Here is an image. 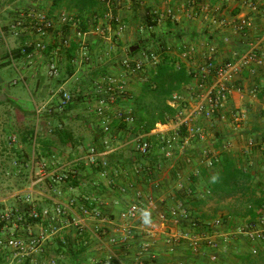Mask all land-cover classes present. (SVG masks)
<instances>
[{
    "label": "crops",
    "instance_id": "0c3cea01",
    "mask_svg": "<svg viewBox=\"0 0 264 264\" xmlns=\"http://www.w3.org/2000/svg\"><path fill=\"white\" fill-rule=\"evenodd\" d=\"M189 1L116 0L113 8L119 23L115 25L112 24L115 21L99 18L96 25L99 23L102 25L103 31L100 32L95 30L96 25H93L92 18L87 20V30L80 31L78 29L80 19L75 17L76 14L64 9L52 12L51 2L47 0H41L39 3L31 0H0V25L4 29L17 13L32 9L54 19L62 11L73 16L74 25H62L55 21V28L48 38L52 43L40 59L22 57L15 59V65H5V61L0 59V108L7 109L13 130H17L19 134L17 142L8 148L9 151H13V148L24 149L29 156V164L32 160L35 165L47 161L59 172L71 170L76 172V176L72 178V185L65 183L56 185L54 189H48L47 186L30 189L27 183L24 188L0 200L3 203L15 204L17 197L14 195L30 194L32 203L41 208L53 207L54 201L66 204L71 197H74L79 204L90 205L93 198H97L103 214L109 219V222H101L91 217L84 218L83 224L79 227L71 224L69 220L60 222L57 234L45 242L37 260L43 261L52 257L58 264H64L69 260L65 253L58 251L59 241L83 249L84 253L79 260L81 264H99L114 256L121 264H132L144 241H150L156 251V258L153 261L146 260L147 264H234L235 250L251 247L250 241L245 236L239 235L236 240L245 242H241L237 247L230 245L219 251L217 263L209 260L207 255L209 249L204 245L200 247L203 252L199 253L193 252L185 242H177L175 250L171 252L164 240L168 231L174 226L171 223L160 222L158 215L174 206L177 201L174 202L175 196L179 195L186 199V202H183L188 214L193 212L187 201L191 198L189 197L191 189L192 195L205 198V193H208L207 183L218 173L217 166L223 163L224 154L232 156L238 166L251 173L254 183L263 190L264 198V74L261 72L249 74L246 71L242 73L239 77L242 89L230 93L223 111L226 119L217 122L214 127H209L207 124L205 141L200 143L193 141L190 146L174 152L171 158H164L161 154L154 153L138 163H133L132 149V139L136 134L121 130L117 119L111 122V133L105 134L103 138L98 137L97 118L93 115L94 100L90 99V78L98 79L105 74L100 72L102 74L98 73L96 77L100 69H92L91 72L87 69V75H82L84 67L89 68L91 65L92 55L96 56L105 51L108 60H116L117 64L124 57H130L132 60L140 59L147 50L154 48L153 40L158 37L167 38L170 53L179 57L188 70L199 69L205 63L206 57L224 59L239 45V42L233 35L227 46L219 43L217 37L224 30L214 27L210 19L205 17L208 13L209 16L226 17L246 15L253 20L257 28H264L262 11L264 0L257 1L260 8L257 12L251 10L247 0H201L206 10L200 9L199 0L193 4H188ZM167 8L172 9L171 16L165 14ZM151 10H157L159 17L150 30L146 23L148 11ZM78 32L81 34L79 35ZM62 35L70 39L68 47L60 45ZM34 39L35 34L31 28L21 30L19 35L7 32L6 42L0 37V56L6 54L8 48L13 50L20 44ZM136 41L147 45L136 54L129 56L127 49ZM212 44L216 48L215 52H210L208 49ZM68 48L71 50L66 52ZM80 48H83L89 59L74 67L70 61V64L68 63V55L71 52L74 56ZM56 49L59 71L50 76L47 74L48 58L55 54ZM184 54H188L187 57H184ZM106 66L107 63L101 67L106 69ZM8 67L15 70L23 86L32 96L34 94L36 101L33 100L31 107L24 105L26 101L20 94L12 93L4 97L5 87L10 82L13 84L15 80L5 79L8 75ZM106 75L124 80L125 84L128 81V76L124 71L118 70V66L115 68V73L107 71ZM138 82L139 80L132 79L126 85L132 87ZM17 83L18 81L15 84ZM58 90H65L71 94L73 101L70 109L57 110ZM189 103L194 104L190 99ZM38 105L47 109H42L41 113L36 115L35 107ZM117 107L120 106L114 105L111 111ZM48 108L52 109L51 112ZM235 112L245 113V118L238 124L231 119ZM14 115L17 121L20 119L21 122L16 123ZM33 116L37 121L35 132L44 143L37 142L39 158L33 154L32 147L29 152L28 147L20 142V135L28 127L24 126L23 121ZM173 128L174 124L171 120L157 123L150 134L153 136L152 139L156 132L169 135L173 132ZM91 146L96 149L103 148L99 151L107 153L105 156L110 162L107 175L102 176L98 170H95L93 164L87 162L86 156ZM207 158L212 160V166L206 164ZM137 193L139 196L136 195ZM238 196L239 194L235 195ZM133 203H137L140 208L138 217L132 220L123 218L121 213ZM214 206L215 203L209 201L201 212L208 213ZM73 214V216H81L78 208L73 210ZM145 214L149 223L144 222ZM217 214H225V211L218 210ZM243 222L245 221L236 219L231 225ZM117 226H131L137 230V236L127 238L128 242L124 248L126 250H122L120 254L115 252L116 249L109 242L111 236H121L116 230ZM142 226L154 227V234L147 235L141 231Z\"/></svg>",
    "mask_w": 264,
    "mask_h": 264
},
{
    "label": "built area",
    "instance_id": "2783aa9c",
    "mask_svg": "<svg viewBox=\"0 0 264 264\" xmlns=\"http://www.w3.org/2000/svg\"><path fill=\"white\" fill-rule=\"evenodd\" d=\"M39 3L41 0H31ZM52 2V0H47ZM108 8L104 18L107 20L119 21L110 11V7L116 0H100ZM201 10L206 7L199 0ZM258 0H247L251 10L257 12L260 8ZM196 0H190L188 4ZM263 14H264V10ZM172 9L167 8L165 14L172 15ZM206 14L214 27L224 30L220 36L219 43L227 46L236 37L239 45L232 49L231 54L226 58L206 57L205 63L199 69L194 71V83L187 88V92H175L171 95L168 103L176 109L173 119V132L169 135L156 132L152 139L150 133H138L132 139V149L140 155H150L154 153L161 154L164 158H171L176 151H180L192 144L193 141L203 142L206 140V127H214L217 122L224 121L226 115L224 109L228 97L233 90L240 91L242 86L239 77L244 71L249 74L261 72L264 74V28L259 29L253 20L246 15L239 16H216ZM62 25H74L73 16L62 11L54 19L43 13L29 10L28 12H19L13 16L12 20L4 29L0 25V37L6 42V33L19 35L23 29H29L34 32L35 39L23 44L22 53L24 58H41L44 56L51 41H48L51 31L55 28V21ZM122 29V26H120ZM96 31H103L99 23L95 26ZM80 35L81 33L78 32ZM70 39L61 36L60 45L68 47ZM27 49H30L27 52ZM209 51L215 52V46L209 45ZM12 65H15L11 49L7 50ZM48 58L47 72L53 76L59 71L57 59L58 51ZM188 54H184L187 57ZM89 56L80 48L71 58L70 62L75 67L83 61L88 60ZM157 55L155 52H149L140 59L132 60L130 57H124L121 65L130 72H140L148 63H155ZM17 81L14 80L13 84ZM59 100L56 104L57 110H62L70 101L71 95L65 90H58ZM95 99L93 115L97 118L98 128L103 132H109L113 119L132 124L133 117L129 111L117 107L111 111L117 100L124 98L126 94V85L124 80L117 79L112 75H102L94 87ZM189 99L193 100L190 105ZM45 106L35 107V114L39 115ZM47 109V108H46ZM51 108L48 111L51 112ZM245 118L244 112H235L232 114V121L235 124L240 123ZM206 122V124H204ZM9 143L17 142V137L11 135ZM105 151H98L94 146L88 150L86 160L89 164H95L96 158L105 156ZM206 164L212 166L210 158L206 159ZM104 168L100 171L102 176L107 175V162H103ZM76 176V172H59V170L50 165L47 161L39 162L35 165L33 160L29 165L28 188L47 186L48 189H54L56 185L65 184ZM139 196V193L136 194ZM17 197V202L11 207H5L0 210V264H58L57 260L49 257L46 260H37L39 252L42 251L45 242L56 235L59 229V223L68 221L76 227L83 224L84 218H94L101 222H109V219L103 214L97 198H93L92 205L79 204L71 197L66 204L60 201H54L53 207L43 206L41 208L32 203V196L25 194ZM79 209L80 217L73 216V210ZM139 206L137 203L130 204L122 213L123 218L129 220L136 219L139 215ZM189 214L183 201L177 200L175 205L167 212H161L158 220L162 223H171L174 228L169 230L165 243L168 244V250L173 252L177 242H185L193 252L202 253L201 246H206L208 258L212 263H217L219 251L232 245V241L239 235L245 236L250 243V251L257 254L261 247L264 248V215L258 216L251 221H245L241 224L231 225L223 221L221 217H215L204 222L198 230L191 228H182L181 220H188ZM71 219V220H70ZM141 231L147 235H152L155 228L152 226L144 227ZM176 227V228H175ZM131 226H117V231L121 233L119 238L111 236L109 242L116 244L124 243L130 235ZM99 229V228H98ZM206 253V252H204ZM156 258V251L150 241H144L138 250V256L132 264H147V261H153ZM110 259V258H109ZM113 259L117 260L114 256ZM147 260V261H146ZM110 264V263H105ZM116 264H121L118 262ZM181 264V263H179Z\"/></svg>",
    "mask_w": 264,
    "mask_h": 264
},
{
    "label": "trees",
    "instance_id": "16d2710c",
    "mask_svg": "<svg viewBox=\"0 0 264 264\" xmlns=\"http://www.w3.org/2000/svg\"><path fill=\"white\" fill-rule=\"evenodd\" d=\"M60 9L76 14L75 17L80 19L78 29H80V31H85L87 30V20L92 18L93 25H96L99 18L101 20L104 18L108 8L100 0H52V12ZM110 11L115 16L113 6L112 8L110 7ZM158 17L159 13L157 10L148 11L146 26L150 28V30L156 24ZM118 23V21L112 22V24L115 25H118ZM153 41L155 42L154 48L147 50L146 54L149 52H155L157 55V61L155 63H148L138 73H132L129 69L123 68L121 65L122 60L118 64V70H121V72L124 71L128 76L126 84L130 83L133 77L137 78L136 80H139V82L132 85V87L125 84L126 94L124 95V98H119L117 100V104L121 108L129 111V114H131L134 119L130 125L117 120L119 128L123 131L130 132L133 135L138 133H150V131L155 128L157 123H166L167 121L173 119L176 109L168 103L171 95L179 91L187 92V88L194 83V71L188 70L179 57L170 53L167 38L158 37ZM23 44H20L13 50L11 49L14 61L15 59L25 57V54L22 53ZM146 45L147 44L141 41L133 42L130 47L138 46V48L133 52H130L129 47L127 49V53L129 56H132L138 51L144 49ZM69 48L66 49V52L71 50ZM29 50L30 49H27V52ZM3 57L5 59V65H12L11 61L8 60V52L4 54ZM72 57V53L70 52L68 55L69 64ZM100 72H103V74L106 75L107 69L102 68L97 72L96 77H98V73L100 74ZM96 80L97 79H91L90 81L91 100L95 99L94 87ZM72 101L73 99L71 96L70 101L62 110L66 111L70 109ZM111 131L112 125L109 132H103L100 128H97L98 137L100 136L101 138H103L105 134L111 133ZM39 141H41V139H39V136L35 132V128L32 126L27 127L24 130V133L20 135V142L24 146H31L33 154H35L38 158L39 154L37 152L36 145ZM41 142L43 143V140ZM102 149L97 148L98 151ZM8 153L10 154V159L12 161L15 160L14 165H11L10 171L17 179L16 183L18 189H22L28 183L30 165L29 156L24 149L17 150L16 148H13V151L10 150ZM133 155V163H138L150 156H142L135 152ZM104 161L107 162V168L109 171L110 162L107 156L96 158V162L93 164L95 170L100 172L104 168ZM217 167L219 168L218 173L211 178L210 182L207 183L208 193H205V198H197L195 195H192L191 193L193 190L191 189V193L189 195L191 198L187 201L190 203L193 212H189L188 220L180 221L183 229L196 228L198 230L205 221L215 218L216 216H220L223 221L226 223L228 222V224H232L236 221V219L251 221L264 213L263 190L258 188V185L254 183V178L249 171L238 166L237 162L228 154H224L223 163ZM66 184L72 185L73 179H70ZM236 194H239V196L235 197ZM175 200L186 202L185 197L180 195L175 196L174 202ZM209 201H213L215 206L211 208L208 213L201 212L205 204ZM90 205H92V201ZM218 210H224L225 214L218 215ZM168 211L169 210H166L164 212L168 213ZM136 232V228L131 227L129 232L130 235L127 238L129 239L133 236H137ZM128 239H126L124 243L117 242L116 244H113V248L116 249L115 252L117 254H120L119 252L122 250H126L124 248L127 245ZM241 242L244 243L245 241L240 240V242H238V240L234 239L232 241V247L241 245ZM59 243L58 251H62L69 257V260H66L64 264H81L79 260L84 253L81 247L76 248L72 245H66V243L62 241H59ZM243 249L244 250H235V253L233 254L234 264H264L263 247L260 248L257 254H252L249 247ZM106 262L116 264L117 260L110 258L99 264H105Z\"/></svg>",
    "mask_w": 264,
    "mask_h": 264
},
{
    "label": "rangeland",
    "instance_id": "374dc122",
    "mask_svg": "<svg viewBox=\"0 0 264 264\" xmlns=\"http://www.w3.org/2000/svg\"><path fill=\"white\" fill-rule=\"evenodd\" d=\"M4 55H1L0 59L5 61ZM115 61V62H114ZM116 60H108V56L104 52H101L97 54L96 56L92 55V59L90 60V66L89 68L84 67V71L82 72V75H87V69H90V72L92 69H102L101 66H104L107 63V71L108 72H114L115 73V68L118 66L116 63ZM65 62H63L64 64ZM81 71V70H80ZM8 75L5 76V79L7 81H11L12 79H15L18 81L17 84H11V82L5 87V95H11L12 93L20 94L26 101H24V105L27 106H32L33 100L36 101V98L33 94V96L30 94V92L23 86L21 79H19L18 74L15 72V70L11 67L7 68ZM48 74V72H47ZM134 78V77H133ZM132 78V79H133ZM137 78H134L133 80H136ZM91 81V79H90ZM10 92V93H9ZM38 104H40L38 102ZM37 107V106H36ZM39 107V105H38ZM46 109V108H45ZM7 109H1L0 108V199L1 198H6L10 193H13L18 189L17 187V179L14 175H12L10 169L11 165H14V162L10 159V154L8 153L9 150L8 148L12 147V144L9 143L8 137L10 135H15L16 137L19 135L17 130H13V124L11 117L6 111ZM15 118V115L13 117ZM20 122L21 120L18 119ZM16 119V123L19 122ZM25 124L24 126H32L36 127L37 126V121L36 118L29 117L27 120L23 121ZM39 130V128H38ZM12 132V133H11ZM19 142V141H18ZM19 144V143H18ZM28 150L30 152L31 146H27ZM43 187V186H42ZM13 205V202L7 203V202H2L0 200V210L5 208V207H11Z\"/></svg>",
    "mask_w": 264,
    "mask_h": 264
},
{
    "label": "water",
    "instance_id": "95a60500",
    "mask_svg": "<svg viewBox=\"0 0 264 264\" xmlns=\"http://www.w3.org/2000/svg\"><path fill=\"white\" fill-rule=\"evenodd\" d=\"M137 48H138V46H131L129 50H130V52H133V51H134L135 49H137ZM3 98H4V97H3Z\"/></svg>",
    "mask_w": 264,
    "mask_h": 264
},
{
    "label": "clouds",
    "instance_id": "9594fccd",
    "mask_svg": "<svg viewBox=\"0 0 264 264\" xmlns=\"http://www.w3.org/2000/svg\"><path fill=\"white\" fill-rule=\"evenodd\" d=\"M145 223H149L150 221L148 220L147 218V214H145V220H144Z\"/></svg>",
    "mask_w": 264,
    "mask_h": 264
}]
</instances>
